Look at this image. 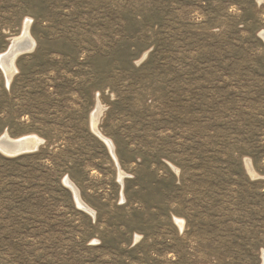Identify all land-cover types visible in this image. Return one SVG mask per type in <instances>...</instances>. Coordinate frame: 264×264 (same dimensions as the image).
Segmentation results:
<instances>
[{
	"label": "rangeland",
	"instance_id": "1",
	"mask_svg": "<svg viewBox=\"0 0 264 264\" xmlns=\"http://www.w3.org/2000/svg\"><path fill=\"white\" fill-rule=\"evenodd\" d=\"M27 21L0 264H263L264 0H0V54Z\"/></svg>",
	"mask_w": 264,
	"mask_h": 264
},
{
	"label": "bare ground",
	"instance_id": "2",
	"mask_svg": "<svg viewBox=\"0 0 264 264\" xmlns=\"http://www.w3.org/2000/svg\"><path fill=\"white\" fill-rule=\"evenodd\" d=\"M30 21L25 22L24 28L22 33L17 36L12 38L11 44L9 48L0 54V67L2 68L7 84L9 85L11 82V79L15 74L17 73V66L16 62L18 58L22 55L31 53L35 49V40L30 34ZM263 40H264V32L261 34ZM97 109L93 112L92 114V121H91V126L92 130L96 132L101 139L107 144L109 147L113 157L116 160L115 152H114V145L112 141L106 137H104L99 131H98V121L99 117L102 113V108L99 103H97ZM43 143V140L37 137L36 135H28V136H23L20 138H11L8 134H4L0 137V152L3 153L4 155L8 157H14L19 151H35L38 149V147ZM118 166V165H117ZM248 167L249 172L252 174L253 169L251 168V165L247 163L246 165ZM119 178L120 181L125 178V173L122 172V170H119ZM66 185H68L74 192V196L76 199V203L79 207L84 208L87 212H90L94 214L88 206H86L82 199L79 196L78 189L76 186L71 182V180L66 179L65 180ZM176 222L180 227L183 226V221L180 219H176ZM263 264H264V252H263Z\"/></svg>",
	"mask_w": 264,
	"mask_h": 264
},
{
	"label": "water",
	"instance_id": "3",
	"mask_svg": "<svg viewBox=\"0 0 264 264\" xmlns=\"http://www.w3.org/2000/svg\"><path fill=\"white\" fill-rule=\"evenodd\" d=\"M31 152H34V151H19L14 157H18V156H21V155H24V154H27V153H31Z\"/></svg>",
	"mask_w": 264,
	"mask_h": 264
}]
</instances>
